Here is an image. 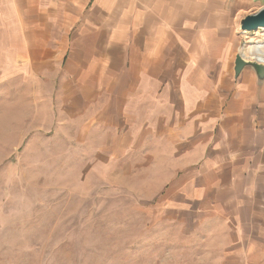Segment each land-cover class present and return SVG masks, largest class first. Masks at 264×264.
Segmentation results:
<instances>
[{
  "label": "crops",
  "instance_id": "crops-1",
  "mask_svg": "<svg viewBox=\"0 0 264 264\" xmlns=\"http://www.w3.org/2000/svg\"><path fill=\"white\" fill-rule=\"evenodd\" d=\"M263 7L0 0V37L38 72L66 66L70 111L106 118L120 156L160 167L158 206L188 232L211 231L214 262L264 264V81L234 70L240 21Z\"/></svg>",
  "mask_w": 264,
  "mask_h": 264
},
{
  "label": "rangeland",
  "instance_id": "rangeland-1",
  "mask_svg": "<svg viewBox=\"0 0 264 264\" xmlns=\"http://www.w3.org/2000/svg\"><path fill=\"white\" fill-rule=\"evenodd\" d=\"M240 33L237 54L264 39ZM5 50L0 37V264H218L211 231L158 206L160 167L120 156L106 118L70 111L66 66Z\"/></svg>",
  "mask_w": 264,
  "mask_h": 264
},
{
  "label": "water",
  "instance_id": "water-1",
  "mask_svg": "<svg viewBox=\"0 0 264 264\" xmlns=\"http://www.w3.org/2000/svg\"><path fill=\"white\" fill-rule=\"evenodd\" d=\"M240 28L242 31L247 32H255L264 28V7L255 13L245 16L240 21ZM246 68L253 69L259 82L264 81V63L246 59L242 53H238L235 58V77L237 78Z\"/></svg>",
  "mask_w": 264,
  "mask_h": 264
},
{
  "label": "bare ground",
  "instance_id": "bare-ground-1",
  "mask_svg": "<svg viewBox=\"0 0 264 264\" xmlns=\"http://www.w3.org/2000/svg\"><path fill=\"white\" fill-rule=\"evenodd\" d=\"M242 54L246 59L257 60L264 63V39L252 41L242 48Z\"/></svg>",
  "mask_w": 264,
  "mask_h": 264
}]
</instances>
